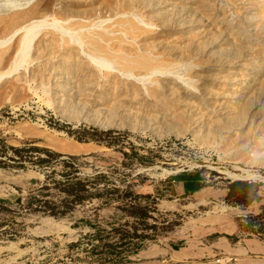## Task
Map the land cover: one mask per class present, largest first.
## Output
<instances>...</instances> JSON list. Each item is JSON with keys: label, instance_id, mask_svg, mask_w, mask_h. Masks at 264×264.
<instances>
[{"label": "rangeland", "instance_id": "rangeland-1", "mask_svg": "<svg viewBox=\"0 0 264 264\" xmlns=\"http://www.w3.org/2000/svg\"><path fill=\"white\" fill-rule=\"evenodd\" d=\"M263 209L264 0H0V264H221Z\"/></svg>", "mask_w": 264, "mask_h": 264}, {"label": "crops", "instance_id": "crops-1", "mask_svg": "<svg viewBox=\"0 0 264 264\" xmlns=\"http://www.w3.org/2000/svg\"><path fill=\"white\" fill-rule=\"evenodd\" d=\"M221 249V264H264V240L260 238L238 236L233 242L222 244Z\"/></svg>", "mask_w": 264, "mask_h": 264}, {"label": "trees", "instance_id": "trees-1", "mask_svg": "<svg viewBox=\"0 0 264 264\" xmlns=\"http://www.w3.org/2000/svg\"><path fill=\"white\" fill-rule=\"evenodd\" d=\"M33 149H37V148H33ZM45 151L49 152L48 150H45ZM53 155L57 156L56 154H53ZM45 162L49 163L48 160H46ZM258 187H259V184L257 183H246L243 181L231 182L227 186L226 200L241 204L243 206H247L253 201L258 199V196H257ZM263 217H264V209L261 211V213L257 214L256 216L246 217V221L243 220L242 218H238L236 220L237 227L239 230L253 232L252 231V227H253L252 221L260 220ZM262 225L264 224L262 223ZM259 231H262V227H260Z\"/></svg>", "mask_w": 264, "mask_h": 264}, {"label": "bare ground", "instance_id": "bare-ground-1", "mask_svg": "<svg viewBox=\"0 0 264 264\" xmlns=\"http://www.w3.org/2000/svg\"><path fill=\"white\" fill-rule=\"evenodd\" d=\"M63 149V148H62ZM76 150H78V149H71V151H76ZM255 177V176H254Z\"/></svg>", "mask_w": 264, "mask_h": 264}, {"label": "built area", "instance_id": "built-area-1", "mask_svg": "<svg viewBox=\"0 0 264 264\" xmlns=\"http://www.w3.org/2000/svg\"><path fill=\"white\" fill-rule=\"evenodd\" d=\"M218 262H221V261H218Z\"/></svg>", "mask_w": 264, "mask_h": 264}]
</instances>
